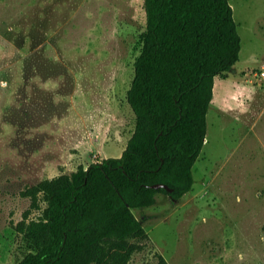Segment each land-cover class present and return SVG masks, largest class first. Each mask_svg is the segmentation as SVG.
<instances>
[{
	"label": "rangeland",
	"instance_id": "374dc122",
	"mask_svg": "<svg viewBox=\"0 0 264 264\" xmlns=\"http://www.w3.org/2000/svg\"><path fill=\"white\" fill-rule=\"evenodd\" d=\"M144 1L0 0V264L27 251L23 189L126 148ZM230 2L242 49L215 78L195 184L134 208L150 238L129 264H264V0Z\"/></svg>",
	"mask_w": 264,
	"mask_h": 264
},
{
	"label": "trees",
	"instance_id": "16d2710c",
	"mask_svg": "<svg viewBox=\"0 0 264 264\" xmlns=\"http://www.w3.org/2000/svg\"><path fill=\"white\" fill-rule=\"evenodd\" d=\"M144 3L147 25L127 94L134 132L120 156L23 189L30 206L14 229L27 251L17 264H129L150 238L134 208L193 189L215 78L237 64L242 37L230 0Z\"/></svg>",
	"mask_w": 264,
	"mask_h": 264
},
{
	"label": "water",
	"instance_id": "95a60500",
	"mask_svg": "<svg viewBox=\"0 0 264 264\" xmlns=\"http://www.w3.org/2000/svg\"><path fill=\"white\" fill-rule=\"evenodd\" d=\"M152 186L155 187V188L166 187L167 189L171 190V187L168 184H166V183H156V184H153Z\"/></svg>",
	"mask_w": 264,
	"mask_h": 264
},
{
	"label": "bare ground",
	"instance_id": "6f19581e",
	"mask_svg": "<svg viewBox=\"0 0 264 264\" xmlns=\"http://www.w3.org/2000/svg\"><path fill=\"white\" fill-rule=\"evenodd\" d=\"M209 141V140H208ZM206 143V142H205Z\"/></svg>",
	"mask_w": 264,
	"mask_h": 264
},
{
	"label": "crops",
	"instance_id": "0c3cea01",
	"mask_svg": "<svg viewBox=\"0 0 264 264\" xmlns=\"http://www.w3.org/2000/svg\"><path fill=\"white\" fill-rule=\"evenodd\" d=\"M88 166V165H87Z\"/></svg>",
	"mask_w": 264,
	"mask_h": 264
}]
</instances>
